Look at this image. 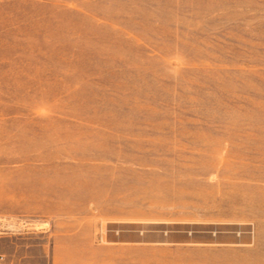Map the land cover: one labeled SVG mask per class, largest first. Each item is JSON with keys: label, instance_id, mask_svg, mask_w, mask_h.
Returning <instances> with one entry per match:
<instances>
[{"label": "rangeland", "instance_id": "obj_1", "mask_svg": "<svg viewBox=\"0 0 264 264\" xmlns=\"http://www.w3.org/2000/svg\"><path fill=\"white\" fill-rule=\"evenodd\" d=\"M0 218L7 264H264V0H0Z\"/></svg>", "mask_w": 264, "mask_h": 264}, {"label": "crops", "instance_id": "obj_2", "mask_svg": "<svg viewBox=\"0 0 264 264\" xmlns=\"http://www.w3.org/2000/svg\"><path fill=\"white\" fill-rule=\"evenodd\" d=\"M212 238H216V237L212 235L211 239ZM137 239H139V240H137ZM134 243L139 245L140 249H145V250L147 249V247H143V246L148 245L147 237L143 236V238H142L141 232L139 233L138 236H135ZM192 244H198V243L192 242L190 239V236L188 234H182L181 236H179L178 239H172L171 237L163 234L162 236H160V239L156 242V245L161 246V248H158V249H160L161 251H164V253H165V251L174 253V252H177L179 250L176 246H186V245H192ZM204 244L205 245H216V244H223V243H220L219 241H215V240H209V241L205 242ZM145 255H147V254H145ZM122 261L123 260H121V259H114V263H112V260L108 259L106 264H120L119 262L122 263ZM127 261H129V260L124 259L123 262H125V264H126ZM195 261L197 264H207L208 262H211L212 259H208L207 261H206V259H205V261H201V260L200 261L195 260ZM104 262L105 261H102V263H100V264H105ZM135 264H148L147 256H145V257L141 256L138 260H136Z\"/></svg>", "mask_w": 264, "mask_h": 264}, {"label": "built area", "instance_id": "obj_3", "mask_svg": "<svg viewBox=\"0 0 264 264\" xmlns=\"http://www.w3.org/2000/svg\"><path fill=\"white\" fill-rule=\"evenodd\" d=\"M10 233L9 222L0 218V239L4 236L10 235ZM0 264H7V257L2 253H0Z\"/></svg>", "mask_w": 264, "mask_h": 264}]
</instances>
